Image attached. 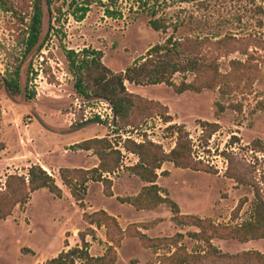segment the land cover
I'll return each mask as SVG.
<instances>
[{"label": "rangeland", "instance_id": "rangeland-1", "mask_svg": "<svg viewBox=\"0 0 264 264\" xmlns=\"http://www.w3.org/2000/svg\"><path fill=\"white\" fill-rule=\"evenodd\" d=\"M34 2L4 0L3 6L0 5V106L3 111L0 143H8L10 147V153L0 160V185L6 181L1 170L3 161L18 154L20 167L22 161H31V157L49 164L50 173L63 194L58 196L42 188L33 193L25 207L15 208L11 216L0 221V264H48L65 250L67 242L69 249L82 244L80 233L90 226L84 214L97 210L120 216L122 227L129 229L116 264H158L159 255L171 251L164 248L156 254L155 250L143 247L139 237L131 236L138 229L135 223L149 227L143 229L149 237L182 232L186 234L183 244L190 252L204 250L202 242L187 235L197 228L180 226L167 205L156 210H137L119 201L118 196L137 195L144 184L139 177L124 173L126 165L133 163V155L127 154L123 158L125 170L112 176L116 181V195L108 197L103 184L94 181L89 185L82 207L53 167L92 166L95 158L85 150L76 151L77 147L73 146V150L66 151L67 143L85 136H110L116 147L124 146L129 139L125 140L123 135L131 132L135 137L143 135L145 142L161 144L170 152L179 138L178 133L169 130L170 125H185L194 159L212 167L216 173L178 168L166 162L160 173L171 172L161 175L159 184L179 204L182 214L227 224L233 222L232 212L244 199L237 221L249 219L255 203V187L259 186L264 194V148L256 151L250 146L256 139L264 141V109L257 106L264 100V62L261 78L251 92L226 98L218 90L180 94L166 84H130L132 93L166 105L173 120L167 122L155 108L138 111L127 127L116 117L111 127L108 120L100 117L92 116L84 121L86 111H91L89 108L94 106L97 97L76 91V77L66 54L69 50H101L103 63L119 73L145 56L152 45L165 42L171 35L176 39H204V53L213 56L220 51L212 39L231 34L239 39L236 45H249L262 57L264 0H39L40 32L36 45L28 49L27 25L32 21ZM82 15L85 18L80 20ZM155 19L168 29H154L151 21ZM244 58L240 53L222 58L221 69L228 71L231 59ZM184 78L191 81L193 75L178 73L173 79L180 84ZM5 79L17 80L20 90L10 91ZM218 101L225 105L241 104L242 110L227 108L219 114ZM27 117L33 119L28 129L23 124ZM202 120L219 123L221 128L211 135L210 129L200 124ZM233 135L239 142L231 141ZM228 172L240 177L242 182L229 178ZM102 235L96 231V241L88 237L94 256L105 249ZM213 243L226 253L264 252V239L242 242L217 238ZM220 261L212 257L197 264H221Z\"/></svg>", "mask_w": 264, "mask_h": 264}, {"label": "trees", "instance_id": "trees-1", "mask_svg": "<svg viewBox=\"0 0 264 264\" xmlns=\"http://www.w3.org/2000/svg\"><path fill=\"white\" fill-rule=\"evenodd\" d=\"M4 0H0L3 6ZM32 21L27 28L29 30L28 49L36 45L42 21V7L39 0L33 5ZM86 10V9H82ZM85 18L84 15L80 20ZM151 26L157 31L167 30L168 26L158 20H152ZM216 38V39H215ZM212 39L218 45L219 53L210 55L204 53L202 45L204 39L187 37L176 39L173 35L165 42L152 45L147 54L137 59L134 64L122 72H113L103 63L104 53L101 50L83 49L82 51L69 50L66 57L69 61L71 72L76 77V91L84 96H94L109 100L115 110L117 118L125 127L133 123L132 118L138 111L158 110L167 122H172L169 108L159 101L144 98L132 93L127 88L126 82L137 85L166 84L174 87L175 91L182 94L186 91L201 92L206 89L218 90L222 98L232 96L235 93L246 94L251 92L255 83L261 78L262 63L264 56L259 57L249 45H236L239 39L228 34L224 37ZM240 53L246 58L231 59L229 70L221 69V59L230 57L232 54ZM178 73L184 75L192 74L193 79L187 78L177 84L174 76ZM7 88L20 90L17 80L5 79ZM258 108L264 109V100L258 102ZM218 113L221 114L227 108L236 111L242 110L241 104L230 103L225 105L217 102ZM3 111L0 106V135L2 131ZM200 124L209 128L210 134L218 132L221 128L219 123L200 121ZM169 130L179 134L177 145L170 152H166L161 144L153 141L137 143L127 140L124 148L126 151L139 156V162L126 169L133 175L139 177L146 185L139 194L134 196L119 197L122 203H128L137 210H154L161 205H167L174 214L173 219L180 226H194L197 231L187 235L203 243L204 250L190 252L183 244L186 234L178 232L173 236L149 237L137 229L131 236L139 237L142 246L153 249L156 252L164 248L171 251L159 256L158 264H197L212 257L219 258L221 264H264V252L260 250H246L238 253H226L214 245V239L239 240L249 242L264 239V194L259 186L255 187V203L251 217L238 222L240 212L245 200H240L238 206L231 215L233 222L216 223L212 219L196 215L182 214L179 204L171 197L169 191L158 184L159 171L166 162H172L178 168L192 169L207 173H216L215 170L194 159L193 145L185 125L172 124ZM231 141L239 142V138L233 135ZM81 150H93L98 156L100 163L93 168H71L62 167L59 170L63 184L71 191L72 196L85 206L90 182H101L104 193L114 196V181L109 175L116 173L123 164V153L113 145L109 136L93 137L86 139L76 145ZM250 146L261 151L264 141L256 139ZM5 144L0 143V151ZM161 175H169L165 170ZM229 178L242 182L236 175L227 173ZM48 188L58 196H62L63 189L58 185L56 179L40 164H33L27 174L14 173L7 175L4 184L0 185V221L11 216L17 207H25L34 192ZM85 221L90 225L88 230L81 232L82 244L60 254L48 261V264H116L118 261V248L129 229L124 230L117 217L105 210H97L84 214ZM93 226L107 229V238L112 243L107 252L102 256H93L89 252L90 244L86 241L88 235L95 238L96 231ZM69 246V243H67ZM155 264V263H152Z\"/></svg>", "mask_w": 264, "mask_h": 264}, {"label": "crops", "instance_id": "crops-1", "mask_svg": "<svg viewBox=\"0 0 264 264\" xmlns=\"http://www.w3.org/2000/svg\"><path fill=\"white\" fill-rule=\"evenodd\" d=\"M131 83H126V85H127V87H128V89L130 88L129 87V85H130ZM31 125V124H30ZM26 128V127H25ZM28 128H30V127H28ZM28 128H26V129H28ZM93 137H101V136H99V135H94V136H85V137H83V138H78V139H76V140H73V141H71V142H69V143H67V150L66 151H69V150H73L72 149V147L74 146L75 148L77 147L76 145H78V143H81L82 141H84V140H86V139H90V138H93ZM110 137V136H109ZM28 141H30V142H35V140L33 139V138H28ZM21 142H25L24 140H21ZM118 149V148H117ZM76 151H83V150H81V149H78L77 148V150ZM86 152H88L89 154H90V156H92L93 158H95V162L93 163V165L92 166H89V167H85V168H87V169H89V168H93V167H96V166H98L99 165V163H100V160H99V158H98V156L97 155H95L94 154V152H93V150H85ZM122 151V153H123V155H124V159L126 158V155L127 154H130V155H133L135 158H134V161H133V163H131V164H128V165H126V167H129V166H133V165H135V164H137L138 162H139V157L136 155V154H134V153H131V152H128V151H126L127 152V154H124V151L123 150H121ZM7 153V154H6ZM10 153V147H9V144L7 143V144H5V148L3 149V150H1L0 151V160H2L3 159V157L2 156H5V155H8ZM38 155H42V154H39L38 153ZM25 156V155H24ZM27 156V155H26ZM28 157V156H27ZM19 156H18V154L17 155H15V156H10V157H8V158H6L5 159V161H3V168L1 169V170H4V174H5V180H6V178H7V175H10V174H14V173H20V174H22V173H25V174H27V172H28V169L33 165V164H40L41 166H43L49 173L51 172L50 171V169H52L51 168V166H49V164H44V162H42V160L41 159H38V160H34V158H32L31 157V161L29 160V159H27V161H22V165H21V167L19 166V162H18V160H19ZM29 158V157H28ZM128 159V158H127ZM172 163V162H171ZM60 168L61 167H58V168H55V167H53V170L55 171V172H59V170H60ZM163 169V168H162ZM161 169V170H162ZM121 170H125V165H124V163L122 164V166H121V169H119L116 173H114V175H117L119 172H121ZM160 170V171H161ZM18 171V172H17ZM160 171H159V173H160ZM170 172L171 171H169V174H170ZM7 173V174H6ZM124 173H128V174H130V175H133V174H131L128 170H127V172H124ZM51 174V173H50ZM105 176H109L110 178H112V174H109V175H107V174H105ZM160 177H161V173H160V176H159V179H160ZM113 179V178H112ZM159 179H158V184H159ZM2 180V179H1ZM113 181H114V185L116 184V181L113 179ZM5 182V181H4ZM94 182V181H93ZM93 182H90V184L91 183H93ZM4 184V183H3ZM89 184V185H90ZM146 185V183H144L143 185H142V188L144 187ZM160 185V184H159ZM161 186V185H160ZM142 188H141V190H142ZM140 190V191H141ZM113 192H114V187H113ZM140 193V192H139ZM138 193V194H139ZM116 194H115V192H114V196H115ZM109 197V196H108ZM113 197V196H112ZM119 197H127V196H118V198ZM122 203V202H121ZM126 204H128V203H126ZM162 206V205H161ZM160 206V207H161ZM160 207H158V208H160ZM135 208V207H134ZM158 208H156V209H158ZM156 209H154V210H156ZM115 217H117V216H115ZM118 218V220H119V222H120V216H118L117 217ZM121 224V223H120ZM133 225H137L138 226V229L142 232V233H144V230L143 229H148L149 227H145V226H142L140 223H135V224H133ZM122 226V225H121ZM94 227V229H95V231H99V232H102V233H104V235H102V240H103V242H106V246H105V249L103 250V252H101L98 256H102V255H104L106 252H107V249H108V247L112 244L109 240H108V238H107V229H106V227L105 226H102V227H97V226H93ZM124 230H125V228L124 227H122ZM126 230H128V229H126ZM128 235V234H127ZM126 235V236H127ZM89 236H91V235H88L87 236V238H86V241L90 244V247H89V252H90V254L91 255H93L92 254V248H91V242H90V240L88 239V237ZM104 236V237H103ZM93 237V236H92ZM95 241L97 240V237L95 236V238H93ZM67 243H69V242H67ZM67 243H66V246H65V250L67 251L71 246H70V243H69V246H67ZM160 251V250H159ZM118 252H119V248H118ZM156 254H160L159 252H156ZM160 255H162V254H160ZM159 255V256H160ZM94 256V255H93Z\"/></svg>", "mask_w": 264, "mask_h": 264}, {"label": "built area", "instance_id": "built-area-1", "mask_svg": "<svg viewBox=\"0 0 264 264\" xmlns=\"http://www.w3.org/2000/svg\"><path fill=\"white\" fill-rule=\"evenodd\" d=\"M95 100H96V102H94L95 107L91 106L89 108L91 111H86V113L84 115V121H88L92 116L100 117L103 121L108 120L110 122L109 125L111 127H113L114 120L116 119L117 116L115 114V110H114L112 103L109 100L104 99V98H96ZM32 120L33 119L31 117H27L23 122L24 126L26 128H28L30 126ZM127 134L123 135L125 140L126 139H132L138 143L145 142L143 135L135 137V135H132L131 132H129ZM116 148L123 150L124 154H127L126 149L124 148V146L122 144L119 146H116Z\"/></svg>", "mask_w": 264, "mask_h": 264}]
</instances>
